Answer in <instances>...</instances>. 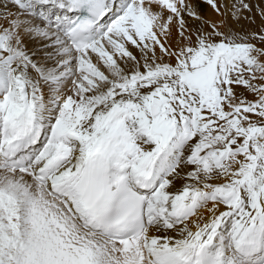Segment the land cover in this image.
Listing matches in <instances>:
<instances>
[{
	"label": "snow or ice",
	"instance_id": "obj_1",
	"mask_svg": "<svg viewBox=\"0 0 264 264\" xmlns=\"http://www.w3.org/2000/svg\"><path fill=\"white\" fill-rule=\"evenodd\" d=\"M0 264H264V0H0Z\"/></svg>",
	"mask_w": 264,
	"mask_h": 264
}]
</instances>
